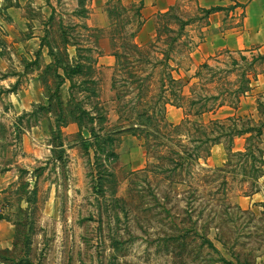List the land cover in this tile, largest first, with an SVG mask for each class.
I'll list each match as a JSON object with an SVG mask.
<instances>
[{
	"label": "rangeland",
	"instance_id": "obj_1",
	"mask_svg": "<svg viewBox=\"0 0 264 264\" xmlns=\"http://www.w3.org/2000/svg\"><path fill=\"white\" fill-rule=\"evenodd\" d=\"M83 2L77 12L9 9L13 0L0 9V264H264V209L241 205L264 199V89L251 86L264 54L201 65L190 97L167 76L190 65L204 16L175 9L139 53L133 12L117 5L116 21L79 11ZM112 49L121 65L109 75L97 58ZM253 89L251 152L214 170L200 133L218 124L175 128L164 116L167 102L236 107Z\"/></svg>",
	"mask_w": 264,
	"mask_h": 264
},
{
	"label": "crops",
	"instance_id": "obj_2",
	"mask_svg": "<svg viewBox=\"0 0 264 264\" xmlns=\"http://www.w3.org/2000/svg\"><path fill=\"white\" fill-rule=\"evenodd\" d=\"M5 1L0 0V9L2 10L7 6ZM13 1L17 2V4L12 5L9 9L15 6V10L21 8L24 10L28 6L41 9L42 11L45 10L49 13L61 11L77 12L79 6L78 0H65L69 1L66 3L67 5H72L69 10H65L54 0ZM115 3L121 4L128 12H134L136 8L139 10L140 16L137 19L138 22L140 21V26L132 40L137 48L147 47L151 42L155 41L159 27L158 19L162 14L175 9L181 11L190 9L192 11L195 10L202 17L204 16V23L199 28L202 36L199 41L191 42L190 65L184 69L175 68L168 76L166 75L170 80L173 78L176 82L181 81L183 87L187 89L185 90L187 92L183 93H187L190 97L196 95L195 87L199 82V68L201 65L213 62L226 52L236 53L258 50L261 54H264V0H84L82 3L83 9L81 8L82 10L80 9L79 11H86V13L89 12L93 16L101 15L102 17L105 13L111 14ZM210 9H214V11L205 16L203 10ZM186 26L192 27L188 24ZM136 27H134V30ZM194 28L196 30L198 25L196 24ZM15 44L21 46L20 43ZM117 53L119 52L114 49L103 52L97 58V66L110 75L114 67L119 65L120 59ZM17 76L16 74L10 76L11 81ZM4 82L5 79L1 78L0 84L3 85ZM251 86L258 91L264 89V76L259 75V79L252 82ZM254 93V89L252 92H246L236 107L222 104L217 109L208 110L205 107L201 108L198 106L197 114L195 110L193 112L187 111V108L183 105L167 102L164 116L175 128L185 121L194 125L197 119L202 123L199 125H203L199 127H205L211 121L218 124L220 130L222 129L221 132L214 134L204 129L200 133L203 137L201 140L211 143L209 153L206 154L204 166L214 170L224 166L229 153L243 155L249 152L253 138L252 127H254V122L259 123L260 118L257 97ZM235 117L238 122L233 123L232 127L228 128L227 124H224V120H235ZM241 119H245L246 122H241ZM248 124H251V126H247ZM245 198L247 200L241 202V205L251 209L257 206L264 209V199L259 200L261 203H257V198L254 195Z\"/></svg>",
	"mask_w": 264,
	"mask_h": 264
},
{
	"label": "trees",
	"instance_id": "obj_3",
	"mask_svg": "<svg viewBox=\"0 0 264 264\" xmlns=\"http://www.w3.org/2000/svg\"><path fill=\"white\" fill-rule=\"evenodd\" d=\"M117 5H121V4H119V3H115L114 4V9H113V11L111 12V16H112V18L113 19H115L116 21H117V16L118 15H120V12H119V9H118V6ZM122 7V9H124L125 7H123V6H121ZM174 11V10H173ZM173 11H171V12H167V13H165V14H162L161 16H160V18H159V20H158V31L160 30V26L162 25L161 24V22H160V20H164V19H166V18H175V16L173 15ZM214 11V9H210V10H203V13H204V15L206 16V15H209L211 12H213ZM140 16V14H139V10L136 8V10L133 12V17H135V18H138ZM188 23H185V24H182L181 25V27L179 28L180 30H182V28H184V26L185 25H187ZM139 26H140V21L138 22V19H137V27H136V29L135 30H133L131 33H130V35H129V37L130 38H132V39H134V36H135V34H136V32L138 31L137 29H139ZM178 35V34H177ZM160 39V38H159ZM174 40H176V37H174V38H171L168 42H167V44H171V43H173V41ZM126 42V41H125ZM125 42H122V44L124 45V43ZM122 45V46H123ZM131 45L136 49V51L137 52H139L140 53V51H142V49L141 48H137V46L135 45V43L134 42H132L131 43ZM117 55L119 56V54L117 53ZM120 57V56H119ZM121 65V62H120V60H119V66ZM82 65L81 64H76L75 65V70H82ZM171 80L172 81H174V82H176L175 81V79H173V78H171ZM112 86H113V84H112ZM201 108L202 107H204V105L203 106H200ZM195 113L197 114L198 113V109L197 110H195ZM135 124H137V123H135ZM224 130V129H223ZM257 133H261V130H260V128L258 127L257 129ZM252 145V144H251ZM250 145V147H249V150L252 148V146ZM208 153H209V151H208ZM207 153V154H208ZM189 157V156H188ZM186 159V158H185ZM188 159V158H187ZM181 163V162H180ZM180 163H177V165L178 164H180Z\"/></svg>",
	"mask_w": 264,
	"mask_h": 264
}]
</instances>
